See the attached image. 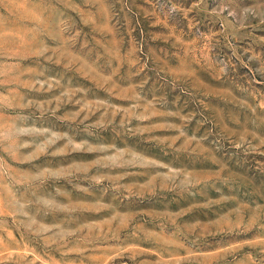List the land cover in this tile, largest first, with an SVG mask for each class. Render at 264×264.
Returning <instances> with one entry per match:
<instances>
[{"label": "rangeland", "instance_id": "rangeland-1", "mask_svg": "<svg viewBox=\"0 0 264 264\" xmlns=\"http://www.w3.org/2000/svg\"><path fill=\"white\" fill-rule=\"evenodd\" d=\"M0 264H264V0H0Z\"/></svg>", "mask_w": 264, "mask_h": 264}]
</instances>
